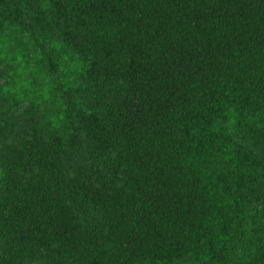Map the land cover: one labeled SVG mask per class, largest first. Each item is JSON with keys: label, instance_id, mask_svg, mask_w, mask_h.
Wrapping results in <instances>:
<instances>
[{"label": "trees", "instance_id": "trees-1", "mask_svg": "<svg viewBox=\"0 0 264 264\" xmlns=\"http://www.w3.org/2000/svg\"><path fill=\"white\" fill-rule=\"evenodd\" d=\"M0 264H264V0H0Z\"/></svg>", "mask_w": 264, "mask_h": 264}]
</instances>
